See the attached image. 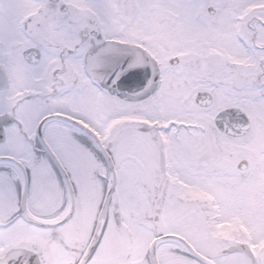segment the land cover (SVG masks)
Segmentation results:
<instances>
[{
	"label": "snow or ice",
	"instance_id": "obj_1",
	"mask_svg": "<svg viewBox=\"0 0 264 264\" xmlns=\"http://www.w3.org/2000/svg\"><path fill=\"white\" fill-rule=\"evenodd\" d=\"M0 264H264V0H0Z\"/></svg>",
	"mask_w": 264,
	"mask_h": 264
}]
</instances>
